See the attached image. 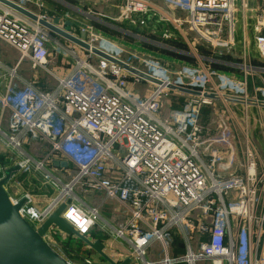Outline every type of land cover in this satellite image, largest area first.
<instances>
[{
    "label": "built area",
    "instance_id": "2783aa9c",
    "mask_svg": "<svg viewBox=\"0 0 264 264\" xmlns=\"http://www.w3.org/2000/svg\"><path fill=\"white\" fill-rule=\"evenodd\" d=\"M6 1L0 0V41L20 55L14 66L0 61V142L22 156L20 171L40 174L55 194L39 208L25 192L20 214L38 228L66 203L62 218L87 235L103 218L100 207L79 204L76 192L103 193L125 206L126 220L112 229L141 264H264V160L250 129L251 108L264 107V5L254 25L255 57L249 41L237 38L238 0H116L119 12L113 20L133 25L149 26L159 9L156 2L182 11L184 17L162 21L171 23L182 39L194 32L208 45L212 58L197 55L206 63L235 55L238 48L237 75L208 63L194 68L162 59L141 67L110 54L105 46L111 40L95 24L69 30L77 38L86 34L84 41L91 46L86 49L42 23L54 24L56 17L35 12L29 4L43 7V0ZM241 2L246 10L249 2ZM59 22L57 27L66 30L63 18ZM163 36L174 38L169 29ZM93 47L112 59L95 54ZM25 61L52 76L55 86L42 90L19 73ZM175 93L184 97L183 105L165 115ZM221 98L242 106L241 132L225 114L218 115L213 132L201 124L203 108ZM33 142L46 145L47 152L39 158L30 155L25 147ZM62 159L71 164L66 181L49 168ZM7 166L0 161V180ZM22 196L10 194L13 203ZM60 234L53 227L45 239L55 248ZM176 236L185 252L175 256L170 248ZM156 242L164 255L148 259Z\"/></svg>",
    "mask_w": 264,
    "mask_h": 264
},
{
    "label": "crops",
    "instance_id": "0c3cea01",
    "mask_svg": "<svg viewBox=\"0 0 264 264\" xmlns=\"http://www.w3.org/2000/svg\"><path fill=\"white\" fill-rule=\"evenodd\" d=\"M90 1L91 0H44L45 5L43 7L35 6L34 9L33 8L31 9L38 13H49L50 15H53L56 18H59V17L61 19L63 18V20L65 21V25H66V22H72L71 26L74 30H76V32L80 31V28L87 23H92L93 25L95 24V27H97L98 30H100L105 35H107L106 32L100 29V27H104L107 29L111 28L112 30L114 29V27L121 29V27L117 26L118 24L116 23H111L107 19H103L101 17H94L91 15V13H93L97 9L101 10L102 12H109L111 8L113 11L111 12L112 16H116L119 12L118 7H117L118 2H116V0H99V2L103 1L105 5V7H102V8L97 7L95 3L92 5L94 7L89 6ZM247 1L249 2V7L246 10L242 8L241 0H238V3H237L238 11H239L238 12V28L239 29L237 32V38L239 41H241L242 38H246L251 44V47L253 49V55L257 57L258 54L256 53V50L254 48L255 46L254 45V35H255L254 25L256 24V15L260 13L259 10L261 9L262 5H264V0H247ZM155 5H157V8H159L158 11L155 13H152L151 19L148 22L149 26L147 25H144V26L148 27L149 29H152V31H159L162 34L166 29H169L173 32V35H174V38L166 40L170 44L167 50H169L168 52L172 55V57H170V59L161 57L163 61L164 62L168 61L167 63L171 65H175V66L182 65V64L192 65L193 62L197 63L195 59L188 57L189 56L188 54L186 55L185 53H180L171 48L175 46L174 44L176 45L178 44V46H180L179 44L182 43L181 42L182 38L173 29L171 23L162 21V18L164 17L168 18L172 15L173 16L179 15L180 17H184L185 14L182 11L171 9L170 7H168L167 5L161 2H156ZM99 10L95 11L94 13L102 14L101 11ZM87 14L91 16H87ZM66 15L68 17H66ZM105 15L106 14H102L100 16L111 19L109 15L107 16ZM113 21L116 22L115 20ZM122 22L125 24H128V26L133 29H137V28L141 29L142 27H144L140 25H133L128 21H120L119 23H122ZM54 34L57 37H62L63 39H65L63 36H60L57 33H54ZM0 43H1L0 44V47H1L0 48L1 49L0 50V61L3 64H8V63L13 64L14 62L16 63L19 58L18 56L20 55L19 51L11 47L10 45L6 44L3 41H0ZM198 52L207 58H212V53H209V52L204 53L199 50ZM239 52L240 50L237 48L235 55L226 54V55H223L222 58L220 59L218 58V61L216 62H212L211 64L209 62L207 63L212 65L214 68L221 70L223 72L240 75V72L237 69V64L241 62ZM16 54H17V57H16ZM201 60H204V59H201ZM206 61L207 60L203 61L204 64L199 63L198 61V66H206L207 65ZM60 62H61V59H60ZM255 62L256 64L261 63L258 60H255ZM51 67H54V69L57 72H59V74L64 73V70L59 67V64H57V62L56 63L52 62ZM29 79L33 80V78H29ZM37 85L42 90L48 89V87L42 88V86L39 83H37ZM250 91L252 92V89ZM180 99L182 100V102H179ZM175 101H178V102L175 103ZM170 102L174 103L173 104L174 107L172 109L181 108L184 102V97H182L181 95H177L175 93L172 96ZM204 108L202 110V113L204 111ZM260 125L262 126L264 124L260 122ZM252 129L253 130L251 134H252L253 140L255 141L257 145L258 144L256 141L257 135L259 136V138H262L264 140V131L263 129L260 128V126L258 127L256 123ZM32 144L37 145L36 151L34 152L31 151ZM32 144L26 145L25 148H26V151L30 155L34 156L35 158H39L44 154V152L45 153L47 152L48 147L46 145H40L39 142H33ZM7 151L13 154V156L17 155L10 148H8ZM0 161H2L1 158H0ZM62 161L67 162L66 160H63V159L60 160L59 162H62ZM70 167H71V164H68V163L66 166H62V165L56 166L54 162L49 166V168L52 169L56 175L60 176L65 181L69 179L66 170L67 168H70ZM19 176H20L19 179L21 180L22 184L27 186L26 192L31 193L35 197V199L37 200L36 205L39 208L45 207L46 205L50 203L51 199L53 198L55 194L52 191V189H50L48 186L42 183V177L40 174L38 173L28 174L25 172L23 173V171H20L14 177H19ZM12 181L10 182V184L12 183ZM77 191H78L76 192L77 195L83 201V202L82 201L78 202L79 204L88 205V207L98 206L100 207V209L104 208V206L107 205V209L101 212L103 219H100L97 222V225H95L87 233V236L91 240L100 239L104 241L106 252L112 258H115L114 260H116L117 262H121L127 257H130L132 259L133 257H131L130 255V249H129L128 242L124 240L123 238L118 237L112 229L113 226H118L120 225V223L122 224V222L126 220L127 215L123 213L122 211L120 212L119 210V209H124L126 211L125 206L122 205V203L117 199L106 198V196L103 193H89V192L86 193L84 192V190H80V189ZM23 194H21L20 196H22ZM69 237H71V235H67L65 233L57 235L56 237L57 240L55 241L54 246L63 256H66V258L70 260L71 263L79 264L77 262V258H78L77 256L70 257L71 255L69 256L68 255L69 253L64 250L63 244H65L68 240H70ZM83 244H84V247H86L87 253L86 252L85 253L90 256V259L87 260V263L85 261H82V264H100L98 260L99 258L103 259V257L99 253H97L94 249H92L90 246H88L87 244L85 243ZM170 250H171V254L175 256L182 255L185 252L184 243L179 236H176V241L172 244ZM163 255L164 253H163L161 245L158 242H156V243H153V246L150 248L147 258L151 260H156V259H161ZM105 264H109V263L106 261ZM130 264H141V261L140 259H132ZM179 264H187V263H179ZM198 264H210V263L199 262Z\"/></svg>",
    "mask_w": 264,
    "mask_h": 264
},
{
    "label": "rangeland",
    "instance_id": "374dc122",
    "mask_svg": "<svg viewBox=\"0 0 264 264\" xmlns=\"http://www.w3.org/2000/svg\"><path fill=\"white\" fill-rule=\"evenodd\" d=\"M44 2V0H43ZM98 2V3H97ZM95 3L97 7H105L103 1L99 0H91L89 6H92ZM34 3H30L29 7L30 8H35ZM95 6V7H96ZM94 7V6H92ZM91 7V8H92ZM99 9L95 10L98 11ZM94 11V12H95ZM101 11V10H99ZM48 12V11H46ZM91 13L92 16L94 17H101L103 19L109 20L111 23H116L118 24L117 26L121 27V29L115 28L112 30L111 28L107 29L104 27H100V29L104 30L106 32L108 39L111 40L110 44H107L105 46V49L110 52V54H114L116 56H119L120 58L129 60L131 63L145 67L147 62L157 60L162 61L163 58L170 59L172 55L168 52L167 50L168 46L170 45L167 39L163 36V34L159 31H152V29H149L148 27H142L141 29H133L128 26V24L125 23H119L120 21H113L114 16H112V9L110 8L109 12H102V14H106L105 16L109 15L111 19L104 18L100 15L102 14H97V13ZM88 15L87 16H91ZM109 34V35H108ZM180 47L184 51H187L190 53L188 57L195 59L197 63H192L194 68H197L198 66V61L199 63L204 64V60H201L198 58L197 55H201L199 51L204 52V53H211V49L209 48L208 45L200 41V39L197 37V35L194 32H190L188 36H186V39H181ZM1 44V43H0ZM8 46V45H7ZM10 47V46H9ZM1 48V47H0ZM11 48V47H10ZM1 50V49H0ZM17 57V54H16ZM19 57V56H18ZM169 57V58H168ZM174 57V56H173ZM162 59V60H161ZM188 60V59H187ZM17 61V60H16ZM166 61V60H165ZM168 62V61H167ZM8 63V66H13V64ZM199 67V66H198ZM19 73L23 74L27 78H33V80L36 83H39L42 88L43 87H48V86H55L56 80L52 76H49L48 74L44 73L42 70H33L31 68V63L30 61H25V63L19 68ZM178 101H175V103ZM179 102H182L180 99ZM173 102H169L167 104V107L164 110V114L167 115L170 110H173ZM242 106L240 104H234L231 101H226L223 98L221 99H216L212 103V105L205 107L204 111L201 116V124L205 127L206 130L209 132H213L216 128V121L218 119L219 114H225L228 116L229 121L231 125L236 128L238 132H241L242 129V112H241ZM251 116H250V129H252L255 125V123L260 126L261 129L264 131V125H260V122L264 124V107H259V106H254L251 108ZM8 116V114H7ZM259 129V128H258ZM253 130V129H252ZM251 130V132H252ZM252 136V134H251ZM253 138V137H252ZM254 141V140H253ZM257 144L259 147V152H260V159L264 160V140L262 138H259L257 135L256 139ZM255 142V141H254ZM1 144V142H0ZM256 144V143H255ZM37 145L32 144L31 151L34 152L36 151ZM7 147L3 144L0 145V158L3 161L4 165H8L7 167H11L15 164H18L19 158L22 156L18 154L16 156H13L9 151L6 149ZM16 152V151H15ZM7 155V156H6ZM9 155V156H8ZM13 164V165H12ZM18 173V172H17ZM24 173V171H23ZM17 175V174H16ZM15 175V176H16ZM15 178V179H14ZM19 177H13L12 178V183L9 184V186L6 187L7 191L15 196H19L27 191V186L22 184L21 180ZM78 192V191H77ZM107 209V205L104 206V208L100 209V212L104 211ZM120 212L122 211L123 213H126L124 209H119ZM126 218V217H125ZM122 219V218H121ZM70 240H68L64 246V250L67 251L70 257H75L77 256V262L79 264H82V261H85L87 263V260L90 259V256L87 255L86 253V247H84V244L82 243V240H80L77 236L71 235L69 237ZM86 252V253H85ZM89 254V253H88ZM100 264H105L106 260L100 259L98 260Z\"/></svg>",
    "mask_w": 264,
    "mask_h": 264
},
{
    "label": "water",
    "instance_id": "95a60500",
    "mask_svg": "<svg viewBox=\"0 0 264 264\" xmlns=\"http://www.w3.org/2000/svg\"><path fill=\"white\" fill-rule=\"evenodd\" d=\"M2 1L7 2L6 0ZM15 8L36 19V16L30 14L28 11L19 7ZM54 21V24L45 21L42 23L54 33L86 49L91 48V46L84 41L86 36L84 32L80 34V38L69 33L72 22H66V30H63L57 27V24L60 23L59 18H56ZM92 51L101 57L112 59V57L98 48L93 47ZM131 70L138 72L135 69ZM181 91L196 95L201 94L199 91L195 90L181 89ZM209 97L215 98V95L211 94ZM54 164L56 166H66L67 162H59L56 160ZM20 170V164L9 167L5 171L4 178L0 180V264H73L45 239V235L53 227H57L67 235L77 236L83 243L99 253L109 264L131 263L132 259L130 257L125 258L121 262H117L114 260L115 258H112L106 252L104 241L100 239L91 240L87 235L81 234L70 225V223L63 219L61 215L67 207L66 203L61 204L44 223L38 228H35L20 214V209L25 204L27 198L22 196L16 203H13L6 189V184L9 183Z\"/></svg>",
    "mask_w": 264,
    "mask_h": 264
},
{
    "label": "trees",
    "instance_id": "16d2710c",
    "mask_svg": "<svg viewBox=\"0 0 264 264\" xmlns=\"http://www.w3.org/2000/svg\"><path fill=\"white\" fill-rule=\"evenodd\" d=\"M179 45H181V44H179ZM2 163H3V161H1Z\"/></svg>",
    "mask_w": 264,
    "mask_h": 264
}]
</instances>
